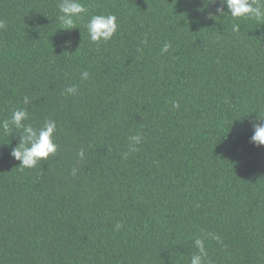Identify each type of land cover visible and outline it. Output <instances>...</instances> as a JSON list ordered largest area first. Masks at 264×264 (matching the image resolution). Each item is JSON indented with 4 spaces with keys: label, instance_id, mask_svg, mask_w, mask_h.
I'll return each instance as SVG.
<instances>
[{
    "label": "trees",
    "instance_id": "trees-1",
    "mask_svg": "<svg viewBox=\"0 0 264 264\" xmlns=\"http://www.w3.org/2000/svg\"><path fill=\"white\" fill-rule=\"evenodd\" d=\"M80 2L66 30L59 0H0V264H190L196 238L205 264H264V24L233 32L223 0ZM19 108L56 122L55 154L23 170Z\"/></svg>",
    "mask_w": 264,
    "mask_h": 264
},
{
    "label": "clouds",
    "instance_id": "clouds-1",
    "mask_svg": "<svg viewBox=\"0 0 264 264\" xmlns=\"http://www.w3.org/2000/svg\"><path fill=\"white\" fill-rule=\"evenodd\" d=\"M227 11L223 8H218L217 12L223 14L227 12L231 17L232 31L238 32L240 30L239 21L241 19H254L259 25L264 24V0H223ZM216 0H203V6L208 4H215ZM59 14L57 21L60 25L59 29L70 30L76 28V19L82 14L86 13L84 5L80 0H59L58 3ZM117 17L114 14L108 15H92L87 24L85 25L90 40L93 43L99 44L101 42L110 41L114 34L117 32L119 25L117 24ZM6 28L4 21L0 20V30ZM70 41H65V44H70ZM171 47L170 42H165L161 49L162 53L169 51ZM89 73L82 72L81 79H88ZM68 95L75 94L77 88L75 85L65 89ZM31 101L28 96L23 98L25 105ZM173 108H178L179 104L173 102ZM29 119L28 112L25 108H19L13 111L11 122L17 127L22 129V134L19 144L14 147L10 155L20 162L18 168L21 170L25 168H34L41 160H46L50 154H55L56 144L53 142V134L56 130V122L54 120H46L39 128L33 127L31 123H25ZM253 134L249 137V142L254 146H264V115L256 117L251 121ZM3 127L7 131L8 124L4 122ZM129 152L137 150L136 145L141 143L142 137L140 134L129 137ZM78 155L81 159L84 157V152L81 150ZM124 157L127 158L128 152H125ZM75 174V169L73 170ZM121 227L119 223L116 224V229ZM212 239L220 242V237L208 233ZM194 245L197 248V254L192 255L190 264H205L207 252L204 247V239L196 238Z\"/></svg>",
    "mask_w": 264,
    "mask_h": 264
}]
</instances>
